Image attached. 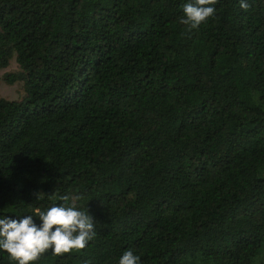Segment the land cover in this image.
<instances>
[{
  "label": "trees",
  "instance_id": "trees-1",
  "mask_svg": "<svg viewBox=\"0 0 264 264\" xmlns=\"http://www.w3.org/2000/svg\"><path fill=\"white\" fill-rule=\"evenodd\" d=\"M0 0V212L68 195L96 236L34 264H255L264 248V0ZM47 194L35 199V194ZM0 264H14L0 253ZM264 264V261L263 263Z\"/></svg>",
  "mask_w": 264,
  "mask_h": 264
},
{
  "label": "clouds",
  "instance_id": "clouds-1",
  "mask_svg": "<svg viewBox=\"0 0 264 264\" xmlns=\"http://www.w3.org/2000/svg\"><path fill=\"white\" fill-rule=\"evenodd\" d=\"M217 0H185L179 22L197 29L216 13ZM241 8L249 5L239 0ZM47 194L38 192L35 199ZM77 198L61 196L60 202L47 208L36 207L30 213L9 216L0 212V253H7L14 264H34L45 252L54 255L84 249L96 236V222L87 208L74 202ZM116 264H141L133 248L122 251Z\"/></svg>",
  "mask_w": 264,
  "mask_h": 264
},
{
  "label": "rangeland",
  "instance_id": "rangeland-1",
  "mask_svg": "<svg viewBox=\"0 0 264 264\" xmlns=\"http://www.w3.org/2000/svg\"><path fill=\"white\" fill-rule=\"evenodd\" d=\"M20 71L16 57L10 59L9 64L0 68V97L8 100H18L25 95L23 82L16 80L9 82L7 76L10 74H18ZM264 261V248L262 253L256 258L255 264H262Z\"/></svg>",
  "mask_w": 264,
  "mask_h": 264
}]
</instances>
